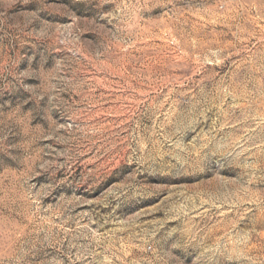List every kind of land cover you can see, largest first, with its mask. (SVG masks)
<instances>
[{
	"label": "rangeland",
	"instance_id": "1",
	"mask_svg": "<svg viewBox=\"0 0 264 264\" xmlns=\"http://www.w3.org/2000/svg\"><path fill=\"white\" fill-rule=\"evenodd\" d=\"M0 264H264V0H0Z\"/></svg>",
	"mask_w": 264,
	"mask_h": 264
}]
</instances>
